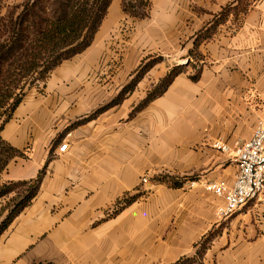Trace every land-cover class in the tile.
I'll return each mask as SVG.
<instances>
[{
	"label": "crops",
	"instance_id": "obj_1",
	"mask_svg": "<svg viewBox=\"0 0 264 264\" xmlns=\"http://www.w3.org/2000/svg\"><path fill=\"white\" fill-rule=\"evenodd\" d=\"M122 1L0 132L23 155L3 182L35 179L47 165L38 195L0 237V264H174L209 233L204 264H264V195L223 219L224 200L204 188L233 186L234 153L264 123V0H151L143 19ZM227 7L237 9L223 20ZM144 178L150 192L125 206Z\"/></svg>",
	"mask_w": 264,
	"mask_h": 264
},
{
	"label": "trees",
	"instance_id": "obj_2",
	"mask_svg": "<svg viewBox=\"0 0 264 264\" xmlns=\"http://www.w3.org/2000/svg\"><path fill=\"white\" fill-rule=\"evenodd\" d=\"M112 1L26 0L21 7H16L18 12L2 15L0 9V132L23 100V83L31 80L42 82L64 61L83 53L91 45ZM150 4L151 0H123L122 8L131 17L143 19L147 16ZM236 9L225 8L221 19L224 20ZM209 38V35H204L199 39ZM150 66L151 63L141 66L136 77L110 106L119 104L131 93ZM182 71V66L172 69L147 96L140 108L162 95ZM198 72L199 70L192 80H197ZM22 156L21 152L0 136V203L6 200L10 202L0 210V237L36 198L47 169L46 165L32 180L3 182L2 175L8 166ZM181 185L182 183L176 182L171 187ZM214 235L207 234L195 245L194 256L181 258L174 264H204Z\"/></svg>",
	"mask_w": 264,
	"mask_h": 264
},
{
	"label": "built area",
	"instance_id": "obj_3",
	"mask_svg": "<svg viewBox=\"0 0 264 264\" xmlns=\"http://www.w3.org/2000/svg\"><path fill=\"white\" fill-rule=\"evenodd\" d=\"M67 145L60 148L64 152ZM217 149L230 153L227 146ZM233 162L238 171L232 187L221 183H206L204 188L225 202L220 216L228 219L242 211L251 202L259 200L264 195V123L260 121L255 128L252 137L239 146L234 153ZM147 182V178L143 179Z\"/></svg>",
	"mask_w": 264,
	"mask_h": 264
},
{
	"label": "rangeland",
	"instance_id": "obj_4",
	"mask_svg": "<svg viewBox=\"0 0 264 264\" xmlns=\"http://www.w3.org/2000/svg\"><path fill=\"white\" fill-rule=\"evenodd\" d=\"M25 1L26 0H0V9H1L2 15H9L10 13L18 12L19 10L16 11V7H21L25 3ZM49 75H50V73L47 75L46 79L49 77ZM46 79L44 81H42V82L33 81V80L27 82V80H26L27 83H25V84L23 83V85H22V86H24L23 87V92H22V95H23L22 99H24L26 94L31 89L40 88L44 84ZM158 181H160L161 183H166L169 186H172V184H174L176 182H179L180 180L175 181V179H168L167 177L163 176L162 180H158ZM144 184L145 183L142 182V186H141V188L138 190V192L136 194H134L132 196H126V197L123 198L124 202H125V206L127 205V203L133 202L138 197H146L147 196V193L150 192V187H148V189L144 188L143 187ZM9 203H10L9 200L1 202L0 203V210H1V208L6 207Z\"/></svg>",
	"mask_w": 264,
	"mask_h": 264
}]
</instances>
